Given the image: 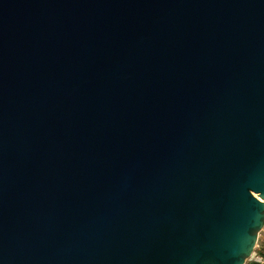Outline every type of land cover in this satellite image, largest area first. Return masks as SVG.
<instances>
[{
  "label": "water",
  "instance_id": "1",
  "mask_svg": "<svg viewBox=\"0 0 264 264\" xmlns=\"http://www.w3.org/2000/svg\"><path fill=\"white\" fill-rule=\"evenodd\" d=\"M264 226V0H0V264H246Z\"/></svg>",
  "mask_w": 264,
  "mask_h": 264
},
{
  "label": "built area",
  "instance_id": "2",
  "mask_svg": "<svg viewBox=\"0 0 264 264\" xmlns=\"http://www.w3.org/2000/svg\"><path fill=\"white\" fill-rule=\"evenodd\" d=\"M251 263L264 264V226L259 233L256 248L252 256L248 259Z\"/></svg>",
  "mask_w": 264,
  "mask_h": 264
},
{
  "label": "rangeland",
  "instance_id": "3",
  "mask_svg": "<svg viewBox=\"0 0 264 264\" xmlns=\"http://www.w3.org/2000/svg\"><path fill=\"white\" fill-rule=\"evenodd\" d=\"M249 262H250L249 260H246V262H245V263H246V264H249Z\"/></svg>",
  "mask_w": 264,
  "mask_h": 264
},
{
  "label": "crops",
  "instance_id": "4",
  "mask_svg": "<svg viewBox=\"0 0 264 264\" xmlns=\"http://www.w3.org/2000/svg\"><path fill=\"white\" fill-rule=\"evenodd\" d=\"M249 264H255V263H251V262H249Z\"/></svg>",
  "mask_w": 264,
  "mask_h": 264
}]
</instances>
